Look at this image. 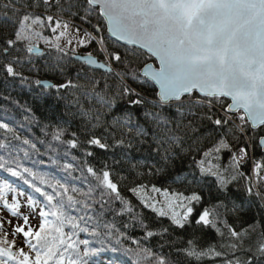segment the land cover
<instances>
[{
  "label": "snow or ice",
  "instance_id": "snow-or-ice-1",
  "mask_svg": "<svg viewBox=\"0 0 264 264\" xmlns=\"http://www.w3.org/2000/svg\"><path fill=\"white\" fill-rule=\"evenodd\" d=\"M0 80L34 85L36 99L50 98L78 121L66 143L83 151L87 173L81 170L77 187L23 167L14 154L23 149L11 143L21 137L0 122L11 135L0 141V171L47 202L34 228L30 216L38 202L29 196L21 204L22 192L9 201L5 193L16 190L0 180V210L8 213L0 216V264H89L109 249L110 237L117 244L127 239L130 223L144 240L172 236L169 227L137 212L122 186L138 206L180 230L168 253L135 239V248L111 245L127 264H264V0H7ZM122 103L128 107L120 110ZM67 123L55 122L54 141L65 142ZM22 144L36 148L28 139ZM137 145L154 157L147 172L133 164L125 175L115 171L119 160L97 168L87 159L93 148ZM256 149L259 160L250 156ZM145 177L171 184L157 187L149 179V191ZM254 206L259 219L250 217ZM81 233L100 247L78 238ZM17 236L24 247H17Z\"/></svg>",
  "mask_w": 264,
  "mask_h": 264
},
{
  "label": "trees",
  "instance_id": "trees-1",
  "mask_svg": "<svg viewBox=\"0 0 264 264\" xmlns=\"http://www.w3.org/2000/svg\"><path fill=\"white\" fill-rule=\"evenodd\" d=\"M7 3V0H0V17H2L4 12V5ZM42 46V45H41ZM83 54V52H81ZM49 80H53L52 77H42ZM38 89L33 85L30 89L28 85H20L17 81L14 85L6 86L2 80H0V122L9 124L11 128L21 137L20 141L11 140V135L6 133L3 129H0V141L7 142L11 140L12 145H19L20 149L16 153L20 159V163L23 167L32 169L33 172L39 173L46 177L55 178L64 182L66 179L70 184H74L77 187H82L83 177L81 176V170L85 171L86 167L84 164L85 156L83 151L79 148L72 149L66 141L71 139V132L77 130L78 121L73 120L70 116L65 115L64 109L62 106L53 107V101L49 98L47 100H38L35 97V93ZM128 107L126 104L120 105V110ZM61 119L67 121L65 127L68 130V134L63 138L64 143L54 141L51 136L52 127H54L55 122ZM45 125L50 127L45 128ZM99 134V130H98ZM23 139H28L31 143L36 145L35 149L29 147V145L22 144ZM111 143V141H110ZM95 155L94 157H88V162L95 165L97 168L101 166L102 161H107L109 164L113 163V160H119L120 163L116 164L115 171L121 174H129V170L133 164H136L138 167L136 171H148L146 165H150L154 157L150 155L147 151L146 145H137L130 150H125L121 148H111L108 151H103L99 148L91 149ZM24 151H27L28 157H24ZM4 154V150L0 149V155ZM250 156H255L257 160L261 159L262 153L259 149H256L254 152H250ZM227 157L223 158L222 163L227 164ZM70 164L72 167L65 170L64 165ZM179 164V162H178ZM251 164V159L249 161V166ZM181 168H186L188 166V161H184L182 165H179ZM71 172V176H69ZM24 175L31 179L27 173ZM6 179L15 189V192H6L5 195L11 200L12 195L22 192L24 195L18 196L21 204L26 205L27 199L29 196H32L38 203L34 209L31 210L30 223L34 228H38L40 223L39 217V208L46 204L47 202L44 198L33 188H30L27 184L24 183L19 177H12L10 174L0 171V180ZM91 179V178H89ZM115 179H119V176H116ZM151 179L152 183H155L157 187H168L171 184L170 181H162L155 177H145L144 183L148 184V180ZM212 177H208L207 187H212ZM37 183H39L37 181ZM127 182H125L126 184ZM46 191H51V189L46 188L44 185H40ZM173 189L179 187L178 185H171ZM149 191L151 189V184H148ZM124 194L132 199L133 204L136 205L137 212H143L148 216V220L155 226H167L172 232V236L165 237L161 239L159 236L153 237L149 240L143 239V230L137 225L133 227L130 223V226L124 230L127 236V239L121 238V242L117 244L115 237H110L111 245H115L120 248L132 247L135 248L136 245L132 244L133 239L140 240L145 246L152 247L157 251H163L168 253L170 248L168 246V241L175 240L180 234L179 229L173 231L170 226V221L166 217L156 218L153 213L147 209H142L138 206V201L135 197H132L131 193H128L126 189L123 188ZM180 190H183L180 188ZM207 192V188L205 189ZM152 196L157 197L158 199L162 198L156 193H151ZM207 200V195L205 196ZM210 203H214L211 201ZM210 206V205H205ZM29 209L24 207L23 212L25 214L29 213ZM182 211V209H179ZM178 211V212H179ZM261 216L260 211L257 210V207H253L250 213V217L259 219ZM125 220L128 218L125 217ZM14 220H16L14 218ZM17 223H23L22 220H17ZM119 223V219H118ZM15 224V223H14ZM5 228L10 230V226L5 224ZM66 231L68 229H65ZM80 239H88L90 241L91 247H100L92 237L87 236L84 233L79 235ZM211 237H209L210 239ZM9 239L13 237L9 236ZM17 247H24L23 237L17 236L16 238ZM107 243V241H106ZM158 244H164V248L161 250L157 248ZM109 246V249L111 247ZM179 246V245H178ZM106 249L105 251L100 252L97 256L89 258V264H110V261L113 259H119L125 261L127 264L128 258L123 256L122 252H112L111 250ZM25 251L27 248L25 247ZM81 251H83V246H81Z\"/></svg>",
  "mask_w": 264,
  "mask_h": 264
},
{
  "label": "rangeland",
  "instance_id": "rangeland-1",
  "mask_svg": "<svg viewBox=\"0 0 264 264\" xmlns=\"http://www.w3.org/2000/svg\"><path fill=\"white\" fill-rule=\"evenodd\" d=\"M77 51L80 52V53L82 52L80 49H77ZM160 199H162V198H160ZM179 209H180V208H176V211L178 212ZM0 216H4V217L7 218V217H8V214H6L5 211L0 210ZM12 223H13V224H14V223L17 224V220H14V218H13V219H12Z\"/></svg>",
  "mask_w": 264,
  "mask_h": 264
}]
</instances>
